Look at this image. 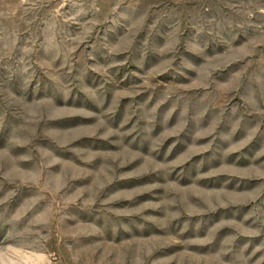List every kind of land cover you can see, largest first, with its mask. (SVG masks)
Wrapping results in <instances>:
<instances>
[{
    "label": "rangeland",
    "instance_id": "1",
    "mask_svg": "<svg viewBox=\"0 0 264 264\" xmlns=\"http://www.w3.org/2000/svg\"><path fill=\"white\" fill-rule=\"evenodd\" d=\"M0 264H264V0H0Z\"/></svg>",
    "mask_w": 264,
    "mask_h": 264
}]
</instances>
